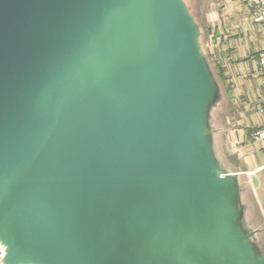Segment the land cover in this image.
Returning a JSON list of instances; mask_svg holds the SVG:
<instances>
[{
    "label": "water",
    "instance_id": "95a60500",
    "mask_svg": "<svg viewBox=\"0 0 264 264\" xmlns=\"http://www.w3.org/2000/svg\"><path fill=\"white\" fill-rule=\"evenodd\" d=\"M202 37L191 0H0V264H264Z\"/></svg>",
    "mask_w": 264,
    "mask_h": 264
},
{
    "label": "crops",
    "instance_id": "0c3cea01",
    "mask_svg": "<svg viewBox=\"0 0 264 264\" xmlns=\"http://www.w3.org/2000/svg\"><path fill=\"white\" fill-rule=\"evenodd\" d=\"M214 23L209 54L228 94L226 109L218 115L223 128L219 145L236 170L249 177L257 172L259 187L251 186L252 201L264 226V150L252 140L256 130L264 129L263 38L243 3H233Z\"/></svg>",
    "mask_w": 264,
    "mask_h": 264
},
{
    "label": "rangeland",
    "instance_id": "374dc122",
    "mask_svg": "<svg viewBox=\"0 0 264 264\" xmlns=\"http://www.w3.org/2000/svg\"><path fill=\"white\" fill-rule=\"evenodd\" d=\"M233 3L242 4L243 2L240 0H191L192 9L204 31V37L201 38L202 47L205 50L208 49V52L211 50V30L215 24L214 22L219 20V18L223 16L224 12L230 10ZM249 16L251 17L250 12Z\"/></svg>",
    "mask_w": 264,
    "mask_h": 264
},
{
    "label": "built area",
    "instance_id": "2783aa9c",
    "mask_svg": "<svg viewBox=\"0 0 264 264\" xmlns=\"http://www.w3.org/2000/svg\"><path fill=\"white\" fill-rule=\"evenodd\" d=\"M248 8L251 18L255 24L260 27L263 47L259 53V64L264 72V0H240ZM252 140L256 142L262 150H264V129L256 130L252 135ZM3 255V250L0 248V258Z\"/></svg>",
    "mask_w": 264,
    "mask_h": 264
}]
</instances>
